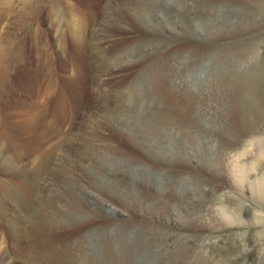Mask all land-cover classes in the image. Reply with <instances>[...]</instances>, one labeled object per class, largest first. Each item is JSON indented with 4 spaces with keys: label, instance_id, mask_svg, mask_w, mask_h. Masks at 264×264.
Instances as JSON below:
<instances>
[{
    "label": "bare ground",
    "instance_id": "obj_1",
    "mask_svg": "<svg viewBox=\"0 0 264 264\" xmlns=\"http://www.w3.org/2000/svg\"><path fill=\"white\" fill-rule=\"evenodd\" d=\"M25 2L21 16L47 6L54 34L41 56L34 30L45 75L31 103L0 120L2 143L22 144L39 113L47 125L28 169L0 178V264H211L196 232L248 223L222 183L264 202V142L250 139L264 137V74L235 73L258 41H223L244 16L263 17L264 0H103V13L102 3ZM5 42L0 80L22 55Z\"/></svg>",
    "mask_w": 264,
    "mask_h": 264
},
{
    "label": "rangeland",
    "instance_id": "obj_2",
    "mask_svg": "<svg viewBox=\"0 0 264 264\" xmlns=\"http://www.w3.org/2000/svg\"><path fill=\"white\" fill-rule=\"evenodd\" d=\"M75 1L81 4L89 3V6L92 9L97 10L98 6L100 5V3H102L103 0H75ZM4 2L9 4L7 8L5 7ZM23 2H25V0H6V1L0 0V48L3 49V45L6 43L5 41L10 42L12 46H13V42L16 44L20 42L21 52H22L21 57L16 60L17 62L12 63L13 65L8 70L9 73L7 71L6 75L4 77L2 76L1 78L2 81L0 80V116H1L0 120L3 119L2 124L5 125H6V123L4 122L5 120L7 121V123L11 122L9 120V113H11L15 107L18 108L21 107L23 104L31 103L32 94H34L33 89L36 88V86L34 85L39 84V82L45 75L46 67L44 68L43 66L40 69L38 67L39 66V64L37 63L38 61L35 59L36 53L33 46L34 30H36L35 32H37L36 35L37 39H40L39 42L41 44L39 43L40 44L39 48H40V52L42 51L40 54L41 56L42 55L49 56L48 51L45 52L43 50L44 49L43 44L45 43L47 44L48 42L47 46H50L54 34V32L48 26L49 24L48 21L43 19V14L45 13L47 6L45 5L46 7H43L40 10L38 9V12L36 10H34L33 12L28 10L27 12L26 9L27 14L25 13V16L24 15L21 16L19 13L21 8L24 6ZM105 2L102 3L101 6L99 7V13L104 12L107 6V5L105 6ZM258 14L259 13L255 15L254 13H252L250 14L252 16L250 15L244 16L246 25L242 26V29H244L243 31H241L242 33H240V31L238 32L233 31L232 32L233 37H232V33H230L227 37L223 39V41L225 42V45L231 46L233 48H236L239 45H244V43L250 44L252 43L251 42L252 40L258 41L257 54L253 59L254 61L251 59L249 64H247L248 63L247 62L246 64H242V67H240L241 65L238 66L235 70V73L250 79L252 76V79L253 78L254 80L257 79V82L261 83L260 80H262L264 76L263 75L264 74L263 73L264 72V67H263L264 66V16L262 17L261 15ZM37 21H39V23H37ZM97 21L98 19L95 20V22L92 24V27H94L97 24ZM35 24H39V25H35ZM49 30L50 33H48ZM38 36L40 37L38 38ZM1 52L2 50L0 51V53ZM41 56L39 57L43 62L46 59L45 58L46 56L43 57ZM65 57L66 56L64 55L63 58ZM202 70L203 73L208 72L206 68ZM200 72L202 73V71ZM62 81L63 78H60V84H62ZM30 90L33 93L29 92ZM83 98L84 97H82V99ZM86 101L87 100H82V103H86ZM231 102L232 103H230V106L231 104L234 105V102L233 101ZM50 103L47 106L46 115H49V107L51 105ZM90 103H92V101H90ZM95 105L96 103H94V106ZM75 106L77 107L76 109L77 111L80 106L78 105ZM83 108L85 107L82 106L81 111H85ZM232 116L235 117L234 115ZM237 116L239 117L240 115ZM41 117H42L41 113H39L38 121L37 124L34 126L33 132L30 133L28 137L24 138L26 140L23 139V143H22L23 145L22 144L16 145L14 142L9 144H3L1 140V134H2L1 131L4 130V127H0V178L4 177V175H7V172H9V174H13V173L16 174L18 168H19L18 171L28 169V165L26 164V162L30 163L29 160L31 157H33L32 150L35 149L34 147L36 145V144L34 145V141L37 138L36 137L37 134L42 132V131L39 132L40 130L39 127L44 122V121L42 122ZM45 124L47 125V123ZM77 126H78L77 124H74L73 128L76 129ZM173 127L175 126H172V128ZM16 132L17 131L13 129L14 137L19 139L17 137L19 134L16 135ZM217 137L218 136L212 137V141H210L211 143L210 142L209 143L213 144L214 146L218 145L217 142L220 141L219 140L220 138ZM207 145H208V141L207 143L205 142V145H203L204 147L201 146L200 144L201 147L199 148L200 150H202L203 152L202 154H205L206 156L209 155ZM63 152L64 151L57 153L58 154L57 157H59L61 154L63 155ZM21 153L23 158L19 157V154ZM219 155L222 156V158H224L222 154ZM194 168L196 169V171L195 169H191L190 171L194 172L195 174H198L199 172L197 170V164H195ZM76 171L77 170L75 169V172ZM40 183L41 182L39 180L36 189H34V194L36 193V190L39 187ZM222 187L224 190L223 200L225 202L227 201L228 204L230 203L229 205L232 204V206L235 207L238 206L237 208H241L243 212L242 217L248 220V223H245L243 225H235L233 223L230 224V226L227 225L222 228H218L214 230L213 232H211V234H207L208 236L207 235L205 236L203 233L196 232L198 233V235L196 234L198 238L207 237L208 239V241L206 242V247L203 251H201V253H203L205 256L208 255L211 264H264V222L257 221L255 223L253 222L252 219L253 214H257V215L259 214L260 219L264 221V202L257 203L252 198H249L250 196L248 194L243 196V198L238 197L237 199V196L238 195L241 196V194L237 191L235 192V190L229 189L227 182L226 184L223 182ZM212 199L214 200V198ZM0 210H2L1 207ZM31 219H35V217L32 214L28 215L27 217L28 221H30ZM138 220L140 221L141 219L139 218ZM153 225L158 226V223L154 222ZM0 227L1 228L3 227V223L1 221H0ZM166 227L169 228L167 225ZM208 257L206 256V258Z\"/></svg>",
    "mask_w": 264,
    "mask_h": 264
},
{
    "label": "clouds",
    "instance_id": "obj_3",
    "mask_svg": "<svg viewBox=\"0 0 264 264\" xmlns=\"http://www.w3.org/2000/svg\"><path fill=\"white\" fill-rule=\"evenodd\" d=\"M250 139H255L264 142V137H250Z\"/></svg>",
    "mask_w": 264,
    "mask_h": 264
}]
</instances>
